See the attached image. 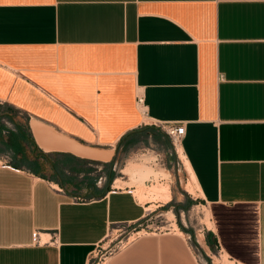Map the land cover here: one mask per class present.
<instances>
[{
  "label": "crops",
  "instance_id": "1",
  "mask_svg": "<svg viewBox=\"0 0 264 264\" xmlns=\"http://www.w3.org/2000/svg\"><path fill=\"white\" fill-rule=\"evenodd\" d=\"M7 107L25 125L0 139V264H91L114 227L168 205L115 187L160 122L186 128L206 256L264 264V0H0ZM159 231L105 264H206L179 227Z\"/></svg>",
  "mask_w": 264,
  "mask_h": 264
},
{
  "label": "rangeland",
  "instance_id": "2",
  "mask_svg": "<svg viewBox=\"0 0 264 264\" xmlns=\"http://www.w3.org/2000/svg\"><path fill=\"white\" fill-rule=\"evenodd\" d=\"M17 120L25 125V119L17 118ZM2 122L7 127L5 134L15 131V129L18 130L10 121L5 119ZM178 158L179 155H176L170 139L164 134L157 141L153 140L134 148L126 160L123 163L120 162L116 179L120 178L121 181L126 182L130 177L122 174L123 169L135 167L141 170L142 168V170L148 171L146 175L149 177L140 176L135 180H131V186L147 193L158 186L169 188L172 199L168 205H164L165 203L162 201L160 204H163V207H151L146 217L136 224L114 227L105 244L94 254L91 264H105L110 257L123 249L127 242L135 238L138 233L155 232L156 229L157 232H160L159 230L165 232L169 229H178V227L182 232L189 235L188 239L195 247L202 262L212 264L213 260L214 264L215 258H218L223 263L232 264L224 257H220L216 248L213 247L212 252H209L212 256L211 259L206 256L204 250L199 246L198 242L207 239L208 229L212 228L210 208L201 198L197 189L191 186L189 175ZM152 174L159 176L156 178V176H151ZM190 202L192 204H189ZM172 214L174 217H172Z\"/></svg>",
  "mask_w": 264,
  "mask_h": 264
},
{
  "label": "bare ground",
  "instance_id": "3",
  "mask_svg": "<svg viewBox=\"0 0 264 264\" xmlns=\"http://www.w3.org/2000/svg\"><path fill=\"white\" fill-rule=\"evenodd\" d=\"M74 148H77V147H74ZM176 149H177V155H179V159L182 162L186 172L189 175L191 186L194 189H197V192L199 193V195L202 196V193H201L202 191L200 190V186H199V184L197 182V179L195 178L194 172H193L192 168L190 167L189 163L187 162L186 157L183 154V151H182L180 145H177ZM84 154H86V153H84ZM95 157H98V156H95ZM102 157H104V156H102ZM147 172L148 171L142 170V168L140 170V169H137L135 167H132V168L128 167V168H125V169L122 170V174L127 176V177H130V180H135V179L139 178L140 176H144V178H147V177H149V176L146 175ZM148 175H150V174H148ZM151 176H156V178H158L159 175L152 174ZM121 180L122 179H120V178L117 179V182L115 183V187L116 188H120V187H123V186H126V185H130L131 186V182L128 183L127 181L123 182ZM191 189H189V190H191ZM192 191H194V190H192ZM135 195H136V197H138L140 203L143 204V205L148 203V202H154V203H158L159 202V203H162V201L165 204H169L171 199H172V195H171V192H170L169 188H164V187H159V186L152 188L149 193L144 192V190H136L135 191ZM172 217H174L173 214H172ZM174 229H176V228H174ZM214 264H226V263L225 262L223 263V262L219 261L218 258H215Z\"/></svg>",
  "mask_w": 264,
  "mask_h": 264
},
{
  "label": "built area",
  "instance_id": "4",
  "mask_svg": "<svg viewBox=\"0 0 264 264\" xmlns=\"http://www.w3.org/2000/svg\"><path fill=\"white\" fill-rule=\"evenodd\" d=\"M137 105L141 108L143 114H146L145 99L144 96L141 94L137 96ZM156 126L159 127L162 130V132L166 134V136L170 139L177 154V149H176L177 145L181 144V141L183 140L186 134V128L184 124L160 122ZM8 167L10 166L6 164L2 159H0V168H8ZM75 201L83 202L84 200L76 198ZM53 242L54 243L57 242V236L55 237ZM35 243L37 245H45L48 242H44L42 235L39 232H35Z\"/></svg>",
  "mask_w": 264,
  "mask_h": 264
},
{
  "label": "trees",
  "instance_id": "5",
  "mask_svg": "<svg viewBox=\"0 0 264 264\" xmlns=\"http://www.w3.org/2000/svg\"><path fill=\"white\" fill-rule=\"evenodd\" d=\"M19 112L14 109L7 107L5 111H0V139L3 136V131L7 129L6 125L2 122L4 119L13 123L18 130L21 129L22 124L17 120ZM143 137L142 131H134L132 133L127 134L122 141H127L130 146H135ZM114 175L112 176V180L114 179ZM189 204H192L190 202Z\"/></svg>",
  "mask_w": 264,
  "mask_h": 264
}]
</instances>
